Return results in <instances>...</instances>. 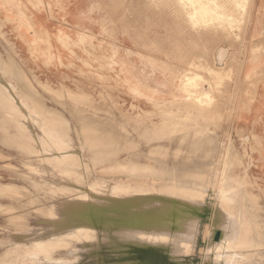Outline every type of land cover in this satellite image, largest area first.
Here are the masks:
<instances>
[{"label":"rangeland","instance_id":"obj_1","mask_svg":"<svg viewBox=\"0 0 264 264\" xmlns=\"http://www.w3.org/2000/svg\"><path fill=\"white\" fill-rule=\"evenodd\" d=\"M205 1L0 0V72L20 89H16L19 97H14L0 82V95L7 97L5 100L0 96V113L3 112L0 114V183H3L0 184V264H92L88 253L93 246L87 245L91 243L96 248L94 264H103L105 254L108 258L131 257L140 264H182L184 261L183 264H264V0ZM184 3L193 11L200 6L203 11L212 5L213 12L214 7L218 8L214 16L218 15L201 22L202 15L197 19L189 14ZM221 6L224 10L231 9L226 11L229 16L224 15L225 11L220 13ZM236 10L238 18L232 15ZM230 20L232 23L236 20L235 24ZM221 47L227 48L228 53L218 66L215 55ZM216 66L224 68L217 74L213 70ZM2 74L0 77L4 79ZM24 85L27 93L22 89ZM31 88L40 89L38 97ZM61 96L63 99H58ZM22 98L30 111L33 106L34 120L20 112L18 104ZM207 108L211 112L214 109L213 116ZM58 110L67 113L65 123L64 120L59 123L64 117ZM68 110L72 111L71 115ZM47 111L56 115H45ZM41 113L49 119L42 118ZM190 114L199 115V123L187 127L189 130L181 129V123L168 116L183 119ZM206 114L212 116V121ZM51 118L56 124H52ZM28 119L39 128L38 133L31 131ZM169 120L175 125L174 130L163 128L171 124ZM6 124L10 127L6 128ZM80 124L89 125L93 134L100 135L95 134V139L89 127L86 130L83 125L86 135L82 134ZM12 134L22 138L24 144ZM97 137H100L99 145L92 146ZM210 140L214 141L210 143ZM128 146H133V151H128ZM92 158H97V162H92ZM149 164L152 168L145 169ZM90 166L92 170L88 169ZM124 170L129 171L123 175ZM203 176H207L206 182ZM116 178L122 181L117 182ZM103 180L116 183L109 186L110 197L106 201L100 200L109 190L103 186L107 184ZM181 187L186 192L178 190ZM122 193L177 199L178 209L185 216L181 217L178 211L166 222L160 212L162 221L158 225L156 218L140 219V216L125 214L122 209L103 208L102 215L98 210L100 203L106 202L104 205L111 207L112 199ZM198 194L202 195L198 197ZM79 202L82 209L76 208ZM130 204L136 202L125 205ZM200 212L209 213L210 217L205 219ZM190 216L194 218L192 225H189ZM98 227H106L107 234L116 237L112 247L106 241L102 248L100 240L107 237L97 236ZM33 252L37 257L31 256Z\"/></svg>","mask_w":264,"mask_h":264},{"label":"bare ground","instance_id":"obj_2","mask_svg":"<svg viewBox=\"0 0 264 264\" xmlns=\"http://www.w3.org/2000/svg\"><path fill=\"white\" fill-rule=\"evenodd\" d=\"M207 1V0H206ZM205 1V2H206ZM208 1H210V0H208ZM213 0H211V2H212ZM215 1V0H214ZM225 1V0H224ZM229 1V0H228ZM227 1V2H228ZM234 1V0H233ZM238 1H241V0H238ZM237 1V2H238ZM184 2V1H183ZM182 2V3H183ZM186 2V1H185ZM202 2H204V1H202ZM209 3V4H212V3ZM216 2L218 3L219 1H217L216 0ZM216 2H214L215 4H216ZM236 2V1H235ZM200 3V2H199ZM213 3V4H214ZM229 3V2H228ZM234 3V2H233ZM240 3H242V2H240ZM248 3V2H247ZM187 4V3H186ZM220 4H221V2H220ZM220 4L218 5L219 7H220ZM227 4V3H226ZM246 4V3H245ZM184 5H185V3H184ZM189 5V4H188ZM187 5V6H188ZM196 5V4H195ZM228 5V6H227ZM226 5V7H229V4H227ZM207 6V5H206ZM210 6H212V5H210ZM210 6H208L205 10H201L200 11V9H201V6H200V8H195V10L193 11V8L191 9V8H189V6L188 7H186V5H185V7H186V9H187V12L189 13V14H191V15H195V17H197V19H198V16L200 15H202V19H200V20H202L201 22H204V21H207V20H209V19H211L213 16H214V13L217 11L216 9H218V8H215L214 7V9H215V12H213L212 11V9H210ZM214 6V5H213ZM223 6H224V4H223ZM239 6L241 7V4H239ZM246 6H247V4H246ZM179 7V6H178ZM192 7V6H191ZM216 7H217V5H216ZM222 7V6H221ZM226 7H224V8H226ZM230 7H231V5H230ZM236 7V6H235ZM250 7V6H249ZM183 8V7H182ZM203 8H205V7H203ZM244 8H245V6H244ZM243 8V9H244ZM223 9V7L221 8V10ZM236 9H238V8H236ZM240 10H242V8H239ZM238 9V10H239ZM220 10V11H221ZM229 11V10H231L230 8H226L225 10L223 9V12H220L219 10H218V12H220L221 14H223V13H225L226 11ZM233 10H235V9H233ZM247 10V9H246ZM225 11V12H224ZM234 12V13H233ZM238 12L237 10L236 11H232V15L233 16H235V14ZM246 12V11H245ZM220 14V15H221ZM227 14V12L224 14V15H226ZM240 14V13H239ZM187 15V14H186ZM217 13L215 14V16L214 17H217ZM228 15V14H227ZM226 15V16H227ZM229 15H230V13H229ZM228 15V16H229ZM245 15V14H244ZM238 16V14H236V17ZM220 17V16H219ZM219 17H218V19H219ZM236 17H234L233 19H236ZM184 18V17H183ZM194 18V17H193ZM200 18V17H199ZM222 18H224V16L222 17ZM222 18H220L221 19V22H222ZM230 18V17H229ZM238 18V17H237ZM240 18V17H239ZM192 19V18H191ZM214 19V18H213ZM227 19H228V17H227ZM226 19V17H225V20H227ZM242 19V18H241ZM224 20V19H223ZM229 20V19H228ZM214 21V20H213ZM233 21H235L236 22V20H233ZM187 22V21H186ZM225 22V21H224ZM223 22V23H224ZM228 22V21H227ZM226 22V23H227ZM229 22H231V20L229 21ZM235 22H231L232 24H235ZM207 23V22H206ZM205 23V24H206ZM217 23V22H216ZM231 23H229L228 25H230ZM204 24V23H203ZM211 25V24H210ZM227 25V24H226ZM215 26V25H214ZM231 26V25H230ZM2 26L0 25V28H1ZM193 27V26H192ZM210 27V26H209ZM208 27V28H209ZM219 28V27H218ZM193 30H194V27H193ZM196 30V29H195ZM1 37V36H0ZM4 37V36H3ZM5 39V38H4ZM8 42V41H7ZM11 48V47H10ZM246 48V47H245ZM106 49V48H105ZM110 49V48H109ZM11 50H13V49H11ZM106 51V50H105ZM217 52V54L215 55V59L217 58L220 62H222V60L225 58V56H226V48H224V47H221V48H219L218 49V51H216ZM215 52V53H216ZM3 54V53H2ZM9 54V53H8ZM1 56V55H0ZM106 56V55H105ZM214 56V55H213ZM14 57V56H13ZM2 59V58H1ZM3 60V59H2ZM198 61V60H197ZM211 61V60H210ZM215 61V60H214ZM8 63L10 62V61H7ZM6 62V63H7ZM148 62H150V63H152V64H155L154 63V61H152V60H150V59H148ZM213 62V61H212ZM5 63V64H6ZM1 64V63H0ZM3 64V63H2ZM10 64V63H9ZM4 65V64H3ZM11 65V64H10ZM206 65V64H205ZM217 65V64H216ZM119 66V65H118ZM218 66H221V64L220 65H218ZM223 66V65H222ZM3 67V66H2ZM5 67H7V66H5ZM4 67V68H5ZM9 67V66H8ZM8 67H7V69H8ZM223 68L224 67H215V68H213V70L215 71V73H219L220 71H222L223 70ZM4 70V69H3ZM9 70V69H8ZM114 70V69H113ZM212 70V69H211ZM2 71V70H1ZM11 70H9L8 72H10ZM113 72H115V71H113ZM1 74H2V72H0ZM10 73H12V72H10ZM13 74V73H12ZM217 74H215V75H217ZM20 75V74H19ZM26 75V74H25ZM177 75V74H176ZM213 75V74H212ZM2 76H3V74H2ZM13 76V75H12ZM11 76V77H12ZM24 76V75H23ZM27 76V75H26ZM25 76V79L27 80V77ZM218 76V75H217ZM4 77V76H3ZM213 77V76H212ZM211 77V78H212ZM219 77V76H218ZM15 78V77H14ZM217 78V77H216ZM216 78H214V80H215V82L217 81L216 80ZM5 79V80H4ZM4 79H2L1 77H0V82L5 86V88L9 91V93H11L12 94V96H18L19 97V95H20V93H18V92H16V89H19L18 87H17V85H15L13 82H11V81H9L7 78H5L4 77ZM24 79V80H25ZM16 80V79H15ZM219 80V79H218ZM7 82V84H6V82ZM16 81H18V80H16ZM31 81V80H30ZM20 82V81H19ZM29 82V81H28ZM197 82V81H196ZM214 82V81H213ZM29 83H33V82H29ZM217 83H219L218 81H217ZM39 84V83H38ZM216 84V83H215ZM221 84V83H220ZM20 85V84H19ZM34 85V84H33ZM33 85H32V88H34L33 87ZM219 85V84H218ZM171 86V85H170ZM217 86V85H216ZM3 87V86H2ZM24 87H25V85H24ZM22 88L24 91H26V88L27 87H25V88ZM218 87V86H217ZM31 88V89H32ZM39 89V88H38ZM42 89V88H41ZM179 89V88H178ZM20 90V89H19ZM32 90H34V89H32ZM36 90H37V88H36ZM36 90H34L35 91V93H37V94H35V95H37V97H38V91L40 90H38V91H36ZM6 91V90H5ZM30 91V90H29ZM28 91V92H29ZM34 91H32V92H34ZM21 92V91H20ZM50 92V91H49ZM1 93V92H0ZM8 93V94H9ZM25 93V92H24ZM26 93H27V91H26ZM29 94H30V92H29ZM1 95H3V94H1ZM0 95V96H1ZM31 95H33V93H31ZM34 95V96H35ZM58 95V94H57ZM56 95V96H57ZM63 95V94H62ZM9 96V95H8ZM54 96V95H53ZM64 96H66V95H64ZM63 96V97H64ZM3 97L5 98V100L7 99V97L6 96H4L3 95ZM22 97H23V95H22ZM26 97H28V96H26ZM45 97V96H44ZM68 97V96H67ZM0 98H2V97H0ZM3 98V99H4ZM25 98V97H24ZM28 98H31V97H28ZM43 98V97H42ZM63 99L62 98V96L61 97H59L58 99ZM66 98V97H65ZM169 98H172V97H169ZM45 99H46V97H45ZM60 99V100H61ZM4 100V101H5ZM33 100H34V98H33ZM43 100V99H42ZM71 100V99H70ZM200 100H201V98H200ZM199 100V101H200ZM232 100V99H231ZM31 101V100H30ZM93 101V100H92ZM205 101H206V98H205ZM7 101H5V103H6ZM9 102V101H8ZM10 102H11V100H10ZM9 102V105L11 104ZM31 102H33V101H31ZM81 102V101H80ZM204 102V101H203ZM202 102V103H203ZM3 103V102H2ZM25 99H21V101H20V103L18 104V107H19V110H20V112L23 114V115H25L26 117H29V116H32L31 118H33V113H32V110H34L33 109V106L31 107L32 109H31V111L29 110V106L27 105H25ZM35 103V102H34ZM33 103V104H34ZM66 103V102H65ZM82 103V102H81ZM201 103V102H200ZM201 103V104H202ZM15 104V103H14ZM17 104H16V106H17ZM32 104V105H33ZM38 104V103H37ZM208 104V103H207ZM3 105V104H2ZM36 105V104H35ZM34 105V106H35ZM76 105H78V104H76ZM186 105V104H185ZM192 105V104H191ZM6 106V105H5ZM8 106V105H7ZM15 106V105H14ZM40 106H43L42 105V102H41V104H40ZM39 105H37V107H39V108H41ZM189 106V105H188ZM193 106H194V104H193ZM4 107V106H3ZM17 107V108H18ZM65 107H66V105H65ZM79 107V106H78ZM84 107V106H83ZM195 107V106H194ZM1 108V107H0ZM6 108V107H5ZM46 108H47V106H46ZM2 109H4V108H2ZM13 109V108H12ZM42 109V108H41ZM44 109H45V107H44ZM66 108H64V110H65ZM68 109V108H67ZM81 109V108H80ZM83 109V108H82ZM6 110V109H5ZM11 110V109H10ZM14 110V109H13ZM47 110V109H46ZM49 110H51V109H49ZM55 110V109H54ZM61 110V109H60ZM63 110V109H62ZM85 110V109H84ZM207 110H209L208 108H207ZM212 110V109H211ZM214 110V109H213ZM213 110H212V112H213ZM15 111V110H14ZM42 111V110H41ZM138 111V110H137ZM197 111H199V109L197 110ZM210 111V110H209ZM7 112V111H6ZM6 112H4V113H6ZM11 112V111H10ZM9 112V113H10ZM45 112V111H44ZM58 112H60L59 114H62L61 113V111H59L58 110ZM57 112V113H58ZM67 112H69V110L67 111ZM70 112H72V111H70ZM70 112H69V114H70ZM74 112H77V111H74ZM83 112V111H82ZM81 112V113H82ZM85 112V111H84ZM83 112V113H84ZM95 113H96V111H94ZM93 112V113H94ZM211 111L209 112L210 114L212 113ZM218 112V111H217ZM1 113H3V112H1ZM0 113V114H1ZM52 113V115H53V111H49V114H48V111H47V114L45 113V115H49L50 116V114ZM86 113V112H85ZM190 113V112H189ZM192 113V112H191ZM208 113V112H207ZM7 114H8V112H7ZM41 114H43V113H41ZM58 114V115H59ZM64 114H67V113H63V117L65 116L66 117V115H64ZM76 114V113H75ZM97 114V113H96ZM102 114H106V113H102ZM2 115H4V114H2ZM6 115V114H5ZM45 115L43 114L41 117L42 118H44L45 120H47L46 118H48L47 116L45 117ZM51 115V116H52ZM54 115H56V113H54ZM53 115V116H54ZM71 115V114H70ZM98 115H100L99 113H98ZM206 115H208L209 116V114H206ZM214 114L212 113V116H213ZM7 116V115H6ZM44 116V117H43ZM50 116V117H51ZM74 116V115H73ZM97 116V115H96ZM101 116V115H100ZM111 116V115H110ZM170 118H172V121L173 120H175V121H179L180 123H181V125H182V127H181V129L184 127V128H187V127H191L193 124H197V123H199L198 122V119H199V115H195V114H190V116L189 117H187V118H180V117H177V115H168ZM212 116H209L210 117V119L209 120H211V117ZM219 116V115H218ZM217 116V117H218ZM9 117V116H8ZM20 117H22L21 116V114H20ZM63 118V119H60V120H58L59 121V123H61L60 121H62V120H64V119H66V118ZM166 117V116H165ZM6 118V120L8 119L7 117H5ZM40 118V117H39ZM53 118V117H52ZM50 119L51 120V122H52V124H54L55 122H54V120L56 119H58V117L56 118V117H54L55 119ZM59 118H60V115H59ZM105 118H107L106 116H105ZM109 118V117H108ZM175 118V119H174ZM213 118H215V117H213ZM10 119V118H9ZM49 119V118H48ZM3 121H5V122H7L6 120H4V119H2ZM33 120H34V118H33ZM42 120V119H41ZM55 120V121H56ZM77 120H78V118H77ZM155 120V119H154ZM214 120V119H213ZM217 119L215 118V121H216ZM15 121V120H14ZM49 121V120H48ZM68 121V120H67ZM75 121V120H74ZM79 121V120H78ZM156 121H158V119L156 120ZM170 121V123L171 124H166V125H164V127L163 128H165L166 130H170V129H173V128H175V125L171 122V120H169ZM174 121V122H175ZM212 121V120H211ZM219 121V120H218ZM13 122V121H12ZM23 122V121H22ZM57 122V121H56ZM81 122V121H80ZM79 122V123H80ZM188 122H191L192 124H187ZM214 122V121H213ZM45 123V122H44ZM43 123V124H44ZM63 123H65V120L63 121ZM68 124L70 123V122H67ZM72 123V122H71ZM82 123V122H81ZM84 123V122H83ZM86 123V122H85ZM163 123V122H162ZM166 123H167V121H166ZM179 123V124H180ZM23 124V123H22ZM27 124H28V126L30 127V129H31V131H33L34 133H38L39 132V128L36 126V125H34L33 124V121L32 120H30V119H28V121H27ZM56 124V123H55ZM68 124L66 125V127H69L68 126ZM73 124V123H72ZM75 124H77V122L75 123ZM160 124V123H159ZM165 124V123H164ZM175 124H177V123H175ZM217 124V123H216ZM7 126H8V124H6ZM14 125V124H13ZM16 125V124H15ZM57 125H58V123H57ZM60 125H63V124H60ZM59 125V126H60ZM70 125V124H69ZM82 125L83 124H80V128L82 129L83 127H84V125H83V127H82ZM85 125H87V124H85ZM122 125V124H121ZM121 125H118V126H121ZM6 126V128H9L10 127V125L7 127ZM24 126V125H23ZM47 126H50V124L48 123V125ZM117 126V127H118ZM148 126V125H147ZM161 126V125H160ZM177 126H178V124H177ZM198 126V125H197ZM1 127V126H0ZM3 127V126H2ZM12 127H14V126H12ZM11 127V128H12ZM64 127V126H63ZM74 127H75V125H74ZM77 127H78V125H77ZM85 127H89V125H87V126H85ZM84 127V129H88V128H85ZM122 127V126H121ZM120 127V128H121ZM127 127V126H126ZM144 127V126H143ZM155 127V126H154ZM193 127V126H192ZM191 127V128H192ZM4 128V127H3ZM18 128V127H17ZM52 128V127H51ZM54 128L56 129V127L54 126ZM57 128H58V126H57ZM73 128V127H72ZM91 127H89V130L92 132V135H94L93 137H95V134H98L99 132H98V130H96L98 133H96V132H94L95 134H93V131L90 129ZM93 128V127H92ZM119 128V127H118ZM125 128V127H124ZM150 128V127H149ZM200 128H202L201 126H200ZM208 128V127H207ZM2 129V128H1ZM80 129V130H81ZM84 129H82V134H84ZM96 129V128H95ZM95 129H93V130H95ZM122 129V128H121ZM120 129V130H121ZM178 129V128H177ZM188 129V128H187ZM202 129H204V127L202 128ZM4 130V129H3ZM79 130V129H78ZM88 130V131H89ZM127 130V129H126ZM174 130V129H173ZM189 130V129H188ZM198 130V129H197ZM61 131V130H60ZM88 132V134H90L91 132ZM122 131L124 132L125 130H123L122 129ZM161 131V130H160ZM176 131H178V130H176ZM183 131H185V130H183ZM199 131V130H198ZM9 131H7V133H8ZM87 131H85V133H86ZM102 132V131H101ZM100 132V133H101ZM105 132V131H104ZM104 132L102 133V135L101 136H103V134H104ZM106 132H108V131H106ZM126 132V131H125ZM146 132V131H145ZM171 132H172V130H171ZM187 132V131H186ZM62 133V132H61ZM75 133V132H74ZM80 133V132H79ZM127 133V132H126ZM138 133V132H137ZM153 133V132H152ZM158 133V132H157ZM162 133V132H161ZM164 133V132H163ZM66 134V133H65ZM109 134V133H108ZM107 134V135H108ZM143 134V133H142ZM150 134V133H149ZM84 135H86V134H84ZM84 135H82V136H84ZM91 135V134H90ZM89 135V136H90ZM100 134H98V136H99ZM104 135H106V134H104ZM110 135V134H109ZM155 135V134H154ZM195 135V134H194ZM205 135H207L206 133H205ZM204 135V136H205ZM12 136H13V134H12ZM76 136V135H75ZM88 136V135H87ZM89 136H88V138H89ZM126 136V135H125ZM131 136V135H130ZM142 136V135H141ZM157 136H159V135H157ZM201 136V135H200ZM13 137H15V136H13ZM91 137V136H90ZM104 137V136H103ZM105 137H107V136H105ZM110 137V136H109ZM109 137H107V138H109ZM122 136L120 135V138H121ZM124 137V136H123ZM126 137H128V136H126ZM139 137V136H138ZM190 137V136H189ZM202 137H203V135H202ZM214 137H215V135H214ZM19 139L20 140V138H18V135L15 137V139ZM87 138V139H88ZM92 138V137H91ZM90 138V139H91ZM98 139V141H95V139H96V137H95V139L93 140L94 142H91L92 140H90L89 142H91L92 143V146H94L93 144L94 143H97V145H99L98 143H99V139H100V137H97ZM125 138V137H124ZM140 139H141V137H139ZM167 138V137H166ZM209 138V137H208ZM210 138H211V136H210ZM9 139H12V137L10 138L9 137ZM14 139V141H16ZM26 139V138H25ZM103 139V138H102ZM2 140V139H1ZM4 140V139H3ZM6 140V139H5ZM13 140V139H12ZM21 140H22V138H21ZM19 141V142H22V141ZM28 140V139H27ZM70 140V139H69ZM76 140H77V138H76ZM79 140H81L80 138H79ZM104 141H105V139H103ZM120 140V139H119ZM119 140H118V142H119ZM136 140H138V139H136ZM194 141L196 140V138L195 139H193ZM208 140V139H207ZM212 140V139H211ZM211 140L209 141L210 143H212L211 142ZM25 141V140H24ZM68 141V140H67ZM86 141H88V140H86ZM110 141V140H109ZM131 141V140H130ZM141 141V140H140ZM216 141V140H215ZM4 142V141H3ZM83 142V141H82ZM106 142V141H105ZM112 143H113V141H111ZM120 142H121V140H120ZM119 142V143H120ZM136 142V141H135ZM134 142V143H135ZM198 142V141H197ZM208 142V141H207ZM217 142V141H216ZM23 143V142H22ZM26 143V145H27V142H25ZM60 143V142H59ZM86 143H88V142H86ZM115 143V142H114ZM128 143V142H127ZM129 143H131V142H129ZM209 143V144H210ZM5 144V143H4ZM7 144V143H6ZM5 144V145H6ZM24 144V143H23ZM69 144H70V142H69ZM78 143H76V145H77ZM83 144V143H82ZM104 144V143H103ZM103 144H102V146L101 147H103ZM105 144H107V143H105ZM133 144V143H132ZM208 144V143H207ZM17 145V144H16ZM20 145V144H19ZM45 145V144H44ZM51 145V144H50ZM53 145V144H52ZM80 145V144H79ZM85 145V144H84ZM110 145H112L111 143H110ZM119 145V144H118ZM125 145H127V144H124V146ZM136 145H139V143L137 144L136 143ZM10 146V145H9ZM30 146V145H29ZM34 146V145H33ZM67 147H68V144L66 145ZM73 146H74V144H73ZM72 146V147H73ZM134 146V145H133ZM133 146H128V147H130L129 149H128V151H131L132 149H131V147H133ZM181 146V145H180ZM217 146V145H216ZM31 148H33L32 146H30ZM35 147V146H34ZM66 147V148H67ZM76 147V146H75ZM80 147V146H79ZM96 147H98L99 149H100V147L99 146H95V148ZM127 147V148H128ZM137 146H134L133 148H136ZM210 147H211V145H210ZM66 148H64V149H66ZM69 148V147H68ZM74 148V147H73ZM94 148V149H95ZM209 148V147H208ZM21 149H23V148H21ZM64 149H62V150H64ZM97 149V148H96ZM102 149V148H101ZM100 149V150H101ZM104 149L106 150V148H105V145H104ZM108 149H109V147H108ZM160 149H162V148H160ZM211 149V148H210ZM37 150V149H36ZM54 150V149H53ZM113 150H114V147H113ZM135 151H136V149H134ZM153 150V149H152ZM163 150V149H162ZM165 150V149H164ZM167 150V149H166ZM74 151V150H73ZM87 151V150H86ZM133 151V150H132ZM23 152V151H22ZM28 152H30V151H28ZM55 152V151H54ZM53 152V153H54ZM152 152V151H151ZM155 152V151H154ZM160 152V151H159ZM158 152V153H159ZM176 152V151H175ZM69 153V152H68ZM81 153V152H80ZM87 153V152H86ZM98 153V152H97ZM104 153V152H103ZM141 153V152H140ZM150 153V152H149ZM83 154V153H82ZM88 154V153H87ZM108 154V153H107ZM111 154H113L112 152H111ZM26 155H28L27 153H26ZM33 155V154H32ZM31 155V156H32ZM37 155V154H36ZM35 155V156H36ZM79 155V154H78ZM100 155V154H99ZM152 155H153V153H152ZM82 156V155H81ZM93 156H96V155H93ZM111 156V155H110ZM113 156V155H112ZM153 156H155V154L153 155ZM163 156V155H162ZM164 156H165V154H164ZM208 156V155H207ZM27 157V156H26ZM29 157V156H28ZM84 157V156H83ZM86 157V156H85ZM97 157H98V155H97ZM101 157V156H100ZM158 157V156H157ZM88 158V157H87ZM86 159V158H85ZM90 159H91V157H90ZM89 159V160H90ZM93 159V158H92ZM97 160V158H94L93 159V161L92 162H94V161H96ZM99 159V158H98ZM34 162V161H33ZM50 162V161H49ZM81 162V161H80ZM79 162V163H80ZM97 162V161H96ZM98 162H99V160H98ZM86 163H87V161H86ZM82 164V163H81ZM99 164H101V163H99ZM121 164V163H120ZM122 164H124V162L122 163ZM121 164V165H122ZM45 165V164H44ZM83 165H85V163L83 164ZM87 165V164H86ZM85 165V166H86ZM93 165H94V163H93ZM103 165V164H102ZM119 165V164H118ZM117 165V166H118ZM125 165V164H124ZM134 165H135V163H134ZM50 166V165H49ZM87 166H89V165H87ZM92 166V165H91ZM91 166H90V168H88V169H91L92 170V168H91ZM95 166V165H94ZM97 166V165H96ZM113 167H114V165H112ZM111 166V168L113 169V167ZM120 166V165H119ZM133 166V165H132ZM136 166V165H135ZM149 166H150V164H149ZM29 167H31V166H29ZM35 167H37V165L35 166ZM124 167V166H123ZM125 167H126V165H125ZM134 167V166H133ZM137 167V166H136ZM143 167H144V165H143ZM145 167H146V165H145ZM144 167V168H145ZM49 168V167H48ZM83 168V167H82ZM107 168V167H106ZM106 168L104 169V172L106 173L107 171H108V169H107V171H105L106 170ZM109 168V167H108ZM111 168H109V169H111ZM116 168V167H115ZM118 168V167H117ZM150 168H152L151 166L149 167V168H145V169H149L150 170ZM35 169V168H34ZM34 169H32L33 171H34ZM50 169V168H49ZM100 169V168H99ZM126 169H128V168H126ZM131 169V168H130ZM129 169V170H130ZM154 169V168H153ZM66 170V169H65ZM69 170V169H68ZM67 170V171H68ZM77 170V169H76ZM81 170V169H80ZM83 170V169H82ZM97 170V169H96ZM101 170V169H100ZM99 170V172H100V174H102L103 173V171H102V173H101V171ZM115 170V169H114ZM119 170V169H118ZM128 170V171H129ZM142 170H144V169H142ZM155 170V169H154ZM154 170H152V171H154ZM162 170H164V169H162ZM167 170V169H166ZM165 170V171H166ZM195 170V169H194ZM74 171V170H73ZM94 171V170H93ZM125 171V170H124ZM128 171H125L126 173H123V175L124 174H127V172ZM131 171V170H130ZM137 170L135 169L134 171H132V172H136ZM145 171V170H144ZM146 171H148V170H146ZM160 171V170H159ZM171 171V170H170ZM181 171H183V170H181ZM190 171H192V169L190 170ZM189 171V172H190ZM76 172V171H75ZM110 172V171H109ZM113 172V171H112ZM111 172V173H112ZM151 172V171H150ZM174 172V171H173ZM172 172V173H173ZM193 172V171H192ZM202 172V171H201ZM67 173V172H66ZM81 173V172H80ZM186 173V172H185ZM197 173V172H196ZM249 173V172H248ZM74 174V173H73ZM104 174V173H103ZM113 174V173H112ZM111 174V175H112ZM115 174L116 175H118V174H121V172H119V173H116L115 172ZM173 174H175V173H173ZM191 175H194V174H192V173H190ZM190 174L188 175L189 177H190ZM205 174V173H204ZM204 174H202V175H204ZM251 174V173H250ZM76 175V174H75ZM78 175V174H77ZM105 175V174H104ZM198 175V174H197ZM200 175H201V173H200ZM207 175V174H206ZM68 176H70V174L68 175ZM84 176V175H83ZM208 176H210V175H208ZM252 176V175H251ZM70 177H72V176H70ZM75 177V176H74ZM74 177H72V178H74ZM148 177V176H147ZM184 177V176H183ZM185 177H187V175L185 176ZM188 177V178H189ZM193 177H195V176H193ZM205 177H207V176H203V178H204V180H205V182H206V179H205ZM77 178H79V177H76V179ZM136 178V177H135ZM138 178V177H137ZM140 178V177H139ZM187 178V179H188ZM191 178V177H190ZM202 178V179H203ZM229 178V177H228ZM244 178V177H243ZM85 179V178H84ZM132 179V178H131ZM134 179V178H133ZM143 179V178H142ZM146 179V178H145ZM144 179V180H145ZM78 180V179H77ZM100 180V179H99ZM102 180V179H101ZM116 180H117V178H116ZM118 180H121L122 181V179L120 178V179H118ZM118 180H117V182H118ZM138 180V179H137ZM136 180V181H137ZM193 180H195V179H193ZM207 180H208V178H207ZM214 180V179H213ZM80 181H82V179H80ZM93 181V180H92ZM103 181H107V184H104L103 186H105V187H109L110 185L112 186V184L113 185H115L116 183H115V181H114V183H112V180H110V181H108V180H103ZM134 181H135V179H134ZM203 181V180H202ZM78 182V181H77ZM83 182V181H82ZM130 182V181H129ZM138 182H139V180H138ZM151 182V181H150ZM80 184H82L81 182H79ZM87 183V182H86ZM200 183V182H199ZM211 183V182H210ZM210 183H206V184H210ZM215 183V182H214ZM0 184H3V183H0ZM89 184V183H88ZM87 184V185H88ZM98 184H100V183H98ZM128 184V183H127ZM127 184H125V186L127 185ZM134 184V183H133ZM152 184V183H151ZM259 184V183H258ZM5 185V184H4ZM3 185V186H4ZM83 185V184H82ZM93 185V184H92ZM211 185V184H210ZM110 186V187H111ZM119 186V185H118ZM74 187V186H73ZM82 188H83V190H87L86 188H84L83 186H81ZM110 187H109V190L106 192V193H108V194H104L103 196H101V199L100 200H102V199H105V201H106V199L108 200V197H110L109 196V192H110ZM114 187V186H113ZM116 187V186H115ZM141 187V186H140ZM193 187V186H192ZM220 187V186H219ZM223 187V186H222ZM19 189H20V187H18ZM67 188H69L68 186H67ZM120 188H121V186H120ZM120 188H115V189H120ZM124 188V187H123ZM188 188H190V187H188ZM197 188H199V187H197ZM221 188V187H220ZM2 188L0 187V190H1ZM4 189V188H3ZM16 190V191H18V192H20V190ZM129 189V188H128ZM138 189V188H137ZM182 189V187L179 189L178 188V190H181ZM238 189V188H237ZM236 189V190H237ZM4 190H6V189H4ZM7 190H10V189H7ZM64 191H66L65 189H63ZM114 190V189H113ZM141 190V189H140ZM184 189H182L181 191H183ZM200 190V189H199ZM202 190V189H201ZM213 190V189H212ZM225 190V189H224ZM240 190V189H239ZM13 191H15L14 189H13ZM67 191H70V190H67ZM123 191V190H122ZM162 191V190H161ZM177 191V190H176ZM203 191V190H202ZM222 191V190H221ZM221 191H219V192H221ZM10 192V191H9ZM8 192V193H9ZM125 192V191H124ZM128 192V191H127ZM136 192V191H135ZM183 192H186V191H183ZM223 192V191H222ZM237 192V191H236ZM256 192V191H255ZM11 193H16V192H11ZM74 193V192H73ZM146 193V192H145ZM190 193V192H189ZM193 193H194V191H193ZM192 192H191V194H193ZM202 194L204 193V192H201ZM226 193V192H225ZM259 193H260V191H259ZM19 194V193H18ZM66 194H67V192H66ZM85 194V193H84ZM161 194V193H160ZM159 194V195H160ZM187 194V193H186ZM194 194H197V192L196 193H194ZM202 194H198V197L199 196H201ZM214 194H215V192H214ZM223 194V193H222ZM239 194V193H238ZM241 194V193H240ZM248 194V193H247ZM21 195V194H20ZM65 195V194H64ZM87 195V194H86ZM152 195V194H151ZM216 195V194H215ZM226 195V194H225ZM82 196V195H81ZM92 196V195H91ZM95 196V195H94ZM108 196V197H107ZM165 196V195H164ZM192 196V195H191ZM190 196V197H191ZM194 196H196V195H194ZM204 196V195H203ZM246 196V195H245ZM250 196V195H249ZM97 197V196H96ZM99 197V196H98ZM97 197V198H98ZM115 196H113V198H114ZM175 197V196H174ZM216 197V196H215ZM220 197V196H219ZM222 197V196H221ZM241 197V196H240ZM225 198V197H224ZM246 198V197H245ZM110 199V198H109ZM179 199V198H178ZM220 199V198H219ZM226 199H228L227 198V196H226ZM230 199V198H229ZM66 201H68L69 203H72L73 201H75V200H66ZM80 201V200H79ZM88 201V200H87ZM87 201H86V203H87ZM93 201V200H92ZM185 201V200H184ZM187 201V200H186ZM213 201H215L214 199H213ZM225 201V200H224ZM231 202H232V200H230ZM101 202V201H100ZM104 202V201H103ZM127 202H129V203H133V202H136V204H130V205H125ZM178 200L177 199H170V198H166V196H165V198L164 197H158V196H155V197H152L151 198V196L150 197H148V195L146 196V195H144V194H141V193H137V194H128V193H122V194H120V195H116V197L114 198V199H112V201H111V203L109 204L111 207H106L104 204L106 203H100V204H102L101 206H100V208H98V210H100L101 211V213H102V215L104 214V212H102L104 209L103 208H106V209H113V210H120V209H122V211L124 210V212H125V214H128L129 216H131V215H134V216H140V219H148V218H152V219H154L155 220V218L156 219H158L157 221H156V223L157 222H161L162 220L161 219H159L160 217H161V213H162V219H164V221H168L169 219H171V216H174L175 215V213L176 212H178V214L181 216V217H183V216H185L184 215V213H183V211H180L179 209H178ZM215 202H217V200L215 201ZM219 202V204L221 203L220 201H218ZM223 202V201H222ZM75 203V202H74ZM82 203V202H81ZM81 203L79 202L78 204H80V205H78V207H76L74 204H73V206L74 207H76V208H80V207H82V205H81ZM85 203V202H84ZM98 203V202H97ZM214 203V202H213ZM77 204V203H76ZM96 204V203H95ZM95 204H94V206H95ZM108 204V203H107ZM106 204V205H107ZM193 204H195V203H193ZM223 203H221L220 205H222ZM212 205V204H211ZM71 206V205H70ZM97 206H99V205H97ZM216 206V205H215ZM57 207V206H56ZM55 207V208H56ZM73 207V208H74ZM85 207H87V206H85ZM218 207H219V205H218ZM222 207H223V205H222ZM228 207V206H227ZM84 208V207H83ZM96 208V207H95ZM102 208V209H101ZM208 208V207H207ZM211 208V207H210ZM75 209V208H74ZM80 209H82V208H80ZM86 209V208H85ZM84 209V210H85ZM88 209V208H87ZM203 209H204V206H203ZM226 209V208H225ZM224 209V210H225ZM231 209H233V208H231ZM231 209H227L228 211H230ZM40 210V209H39ZM57 210V209H56ZM69 210V209H68ZM90 210V209H89ZM186 210V209H185ZM208 210H209V208H208ZM211 210V209H210ZM236 210V209H235ZM70 211V210H69ZM74 213H75V211L74 210H72ZM93 211V210H92ZM221 211H222V209H221ZM233 211V210H232ZM232 211H231V213H232ZM55 212V211H54ZM67 212V211H66ZM77 212V211H76ZM96 212H97V210H96ZM95 212V213H96ZM161 212V213H160ZM211 212V211H210ZM234 212V211H233ZM74 213H72V214H74ZM81 212H79V214H80ZM201 213V215L205 218V219H208V216H209V213L207 214V213H203V212H200ZM225 212H223V214H224ZM78 214V213H77ZM84 214V213H83ZM122 214V213H121ZM226 214V213H225ZM59 215V214H58ZM21 216V215H20ZM230 216V215H229ZM232 216H233V214H232ZM22 217H24V216H22ZM47 217V216H46ZM169 217V218H168ZM210 217V216H209ZM16 218V217H15ZM21 218V217H20ZM81 218H85V217H82L81 216ZM91 218V217H90ZM194 218H192L191 216H190V218H189V225H192L194 222H192V220H193ZM17 220V219H16ZM60 220V219H59ZM99 220V219H98ZM161 220V221H160ZM175 220V219H174ZM21 221V220H20ZM45 221H49V220H45ZM92 221V220H91ZM106 221V220H105ZM179 221V220H178ZM198 221V220H197ZM197 221H195V224L194 225H196V223H197ZM204 221V220H203ZM14 222H16V221H14ZM18 222V221H17ZM62 222V221H61ZM171 222H172V220H171ZM20 223V222H19ZM51 223V222H50ZM82 223V222H81ZM99 223V222H98ZM156 223H154V224H156ZM170 222H168V224H169ZM174 223V222H173ZM52 224V223H51ZM58 224V223H57ZM78 224H80V223H78ZM158 224V223H157ZM162 224V223H161ZM208 224V223H207ZM206 224V225H207ZM248 224V223H247ZM18 225H21V224H18ZM61 225V224H60ZM62 225H63V222H62ZM84 225V224H83ZM88 225V224H87ZM159 225V224H158ZM217 225H220V224H217ZM223 225V224H222ZM246 225V224H245ZM249 225V224H248ZM22 226V225H21ZM20 226V227H21ZM67 226H69V225H67ZM103 226H106V225H102L101 227H103ZM136 226H139V225H136ZM165 226H166V224H165ZM173 226H176V225H173ZM198 226V225H197ZM205 226V225H204ZM19 227V228H20ZM61 227V226H60ZM86 227V226H85ZM84 227V228H85ZM101 227H98L97 229L99 230L98 232H97V236H99L101 239L104 237V236H106L107 237V239L106 240H100V242L102 241V248H104L103 246V244H105V242L107 241L108 243H111V247H112V245H113V242H114V239H116V237L114 236V235H112L111 233H109V234H107V232H108V230H106V227L105 228H101ZM108 227V226H107ZM167 227V226H166ZM170 227V226H169ZM208 227V226H207ZM225 227V226H224ZM147 228V227H146ZM150 228V227H149ZM163 228V227H162ZM213 228V227H212ZM244 228H246L245 226H244ZM80 229V228H79ZM96 229V228H95ZM170 229H171V227H170ZM174 229V228H173ZM179 229V228H178ZM184 229V228H183ZM204 229V228H203ZM205 229H206V227H205ZM210 229V228H209ZM81 230V229H80ZM91 230H93V229H91ZM117 230V229H116ZM129 230V229H128ZM131 230V229H130ZM182 230V229H181ZM207 230V229H206ZM242 230H244L243 228H242ZM87 231H89V229H87ZM121 231V230H120ZM120 231H118V232H120ZM167 231V230H166ZM173 231L174 230H172V233H173ZM180 231V230H179ZM178 231V232H179ZM183 231V230H182ZM198 231V230H197ZM113 232V231H112ZM177 232V231H176ZM204 232H205V230H204ZM207 232V231H206ZM209 232V231H208ZM214 232V231H213ZM244 232H246V231H244ZM122 233V231L120 232V234ZM71 234V233H70ZM92 234V233H91ZM91 234H88V235H91ZM76 234H74L73 236H75ZM181 235V234H180ZM186 235V234H185ZM185 235H184V237H185ZM236 235V234H235ZM103 236V237H102ZM125 236V235H124ZM169 236V235H168ZM210 236H212V235H210ZM231 236V235H230ZM71 237V236H70ZM82 236H80V239H82L81 238ZM127 237V236H126ZM125 237V238H126ZM139 237V236H138ZM165 237V236H164ZM204 237V236H203ZM206 237V236H205ZM238 237V236H237ZM251 237V236H250ZM75 238V237H74ZM91 239H92V237H90ZM120 238V237H119ZM122 238V237H121ZM131 238V237H130ZM231 238H234V237H231ZM243 238H245V237H243ZM60 239V238H59ZM79 239V240H80ZM159 239V238H158ZM181 239V238H180ZM211 239L212 238H210V241H211ZM237 239V238H236ZM246 239V238H245ZM83 240V239H82ZM122 240H126V239H123L122 238ZM128 240V239H127ZM135 240H137V239H135ZM141 240V239H140ZM170 240V239H169ZM178 240H179V238H178ZM203 240V239H202ZM204 240H206L205 238H204ZM207 240H209L208 238H207ZM249 240H252V239H248V241ZM155 241V240H154ZM175 241V240H174ZM186 241V240H185ZM213 241V240H212ZM230 241H232V240H230ZM92 242V241H91ZM156 242V241H155ZM167 242H169V241H167ZM177 242V241H176ZM179 242V241H178ZM203 242V241H202ZM236 242V241H235ZM252 242V241H251ZM107 243V244H108ZM166 243V242H165ZM174 243V242H173ZM172 243V245H174ZM198 243H200L201 244V240H199V242ZM96 244V243H95ZM135 244V243H134ZM153 244H154V242H153ZM157 244V243H156ZM169 244V243H168ZM167 244V245H168ZM194 244H196V243H194ZM203 244V243H202ZM209 244V243H208ZM207 244V245H208ZM256 244V243H255ZM89 247H91V246H93L91 249H90V251H89V261L90 262H92V264H94V255H95V252H96V248H95V246L91 243V244H87ZM86 245V246H87ZM152 245V244H151ZM198 245V244H197ZM204 245V244H203ZM235 244H233V246H234ZM238 245V244H237ZM248 245V244H247ZM252 245V244H251ZM8 246H9V244H8ZM97 246V245H96ZM144 246V245H143ZM154 246V245H153ZM157 246V245H156ZM161 246V245H160ZM175 246V245H174ZM34 247V246H33ZM32 247V248H33ZM37 247V246H36ZM107 247H109L110 248V245L109 246H107ZM177 247V246H176ZM196 247V246H195ZM194 247V248H195ZM209 247V246H208ZM238 247V246H237ZM108 248V249H109ZM124 248V247H123ZM158 248V247H157ZM168 248V247H167ZM203 248V247H202ZM240 248H241V246H240ZM34 249H36V248H34ZM51 249V248H50ZM165 249V248H164ZM170 249V248H169ZM211 249H212V247H211ZM221 249H223V248H221ZM171 250V249H170ZM193 250V249H192ZM225 250H227V249H225ZM169 251V250H168ZM204 251V250H203ZM219 251V250H218ZM108 252V251H107ZM172 252H174V251H172ZM177 252V251H176ZM187 252V251H186ZM209 252V251H208ZM211 252V251H210ZM209 252V253H210ZM214 252V251H213ZM110 253V252H109ZM118 253V252H117ZM169 254V253H168ZM189 254V253H188ZM192 254V253H191ZM170 255V254H169ZM168 255V256H169ZM182 255V254H181ZM31 256H36L37 257V255L35 254V252H33L32 253V255ZM172 256V255H171ZM183 256V255H182ZM46 257V256H45ZM91 257V258H90ZM96 257V256H95ZM170 257V256H169ZM184 257H185V255H184ZM178 259V258H177ZM182 259V258H181ZM189 259H190V257H189ZM43 260H45V259H43ZM47 260H49V259H47ZM54 261V260H53ZM96 261V260H95ZM174 261H179V260H174ZM182 261V260H181ZM180 261V262H181ZM187 261H189V260H187ZM195 261V260H194ZM44 262H46V261H44ZM144 262V261H143ZM179 262V263H180ZM184 262H186V261H184ZM183 262V263H184ZM97 263V262H96ZM116 264V263H119V264H140V261H138V260H136V259H134V258H131V257H125V259L124 258H122L121 256H119V257H117V255L116 256H114V258H108V257H106V254H105V257L103 258V264ZM182 263V264H183ZM46 264H48L47 262H46ZM78 264H84V262H80V263H78ZM188 264V263H187Z\"/></svg>","mask_w":264,"mask_h":264},{"label":"water","instance_id":"obj_3","mask_svg":"<svg viewBox=\"0 0 264 264\" xmlns=\"http://www.w3.org/2000/svg\"><path fill=\"white\" fill-rule=\"evenodd\" d=\"M227 49V48H226ZM228 53V52H227ZM227 56V55H226ZM226 56H225V58H226ZM225 58L222 60V62H220L219 60H218V62L220 63V64H222L223 62H224V60H225Z\"/></svg>","mask_w":264,"mask_h":264}]
</instances>
